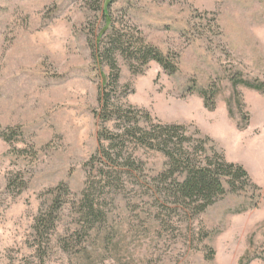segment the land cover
I'll return each mask as SVG.
<instances>
[{
    "label": "rangeland",
    "instance_id": "374dc122",
    "mask_svg": "<svg viewBox=\"0 0 264 264\" xmlns=\"http://www.w3.org/2000/svg\"><path fill=\"white\" fill-rule=\"evenodd\" d=\"M92 1L0 0V264H264V92L243 84L264 83V0H115L107 18ZM108 20L176 71L115 53L111 84ZM106 85L141 126H184L249 184L193 214L162 152L127 139L107 162Z\"/></svg>",
    "mask_w": 264,
    "mask_h": 264
},
{
    "label": "trees",
    "instance_id": "16d2710c",
    "mask_svg": "<svg viewBox=\"0 0 264 264\" xmlns=\"http://www.w3.org/2000/svg\"><path fill=\"white\" fill-rule=\"evenodd\" d=\"M114 1L93 0L90 8L100 10L103 6L102 12L107 18L110 4ZM106 18L104 17V19ZM108 22L109 31L103 40L98 39L96 55L99 57L105 56L107 64L113 72L110 75L111 84L116 85L119 77L114 57L115 53L121 54L130 61L139 62L141 65L154 60L164 70L170 73L176 71V62H173L169 55L163 54L155 46L146 43L140 37L137 39L136 45L130 46L120 30L111 21L108 20ZM104 31L105 29L101 34ZM243 84L264 92V83L243 82ZM106 87L107 85L99 93L100 108L97 113L95 112V115L101 118L102 122H115L114 127L116 130H109L108 135L102 138L107 141V147H102L100 156L107 162L114 160V156L123 158L121 157L122 147L113 146L115 143L123 145L127 139H132L135 145L162 152L168 159L166 171L170 176L177 172L182 175L181 179L173 180L174 194L180 200V204L185 205L193 214L203 212L205 208L221 197L225 193V186L233 191L239 189L237 185L239 180H242L244 185L249 184V176L241 165L225 161L219 152H216L212 147L207 148L203 139L196 138L194 141H190L191 137L185 135L184 126L159 123L152 125L149 129L141 126L139 119L132 117V111L111 101ZM205 104L209 106L207 98ZM145 118L150 119L149 114L146 113ZM11 132L3 131L1 136L6 140H10L14 134L13 131ZM101 136H103L102 131L99 132L100 140ZM95 157L96 155L92 158ZM116 158L115 160H117ZM124 162L126 166L130 165L127 160ZM242 182L241 188L243 187Z\"/></svg>",
    "mask_w": 264,
    "mask_h": 264
}]
</instances>
